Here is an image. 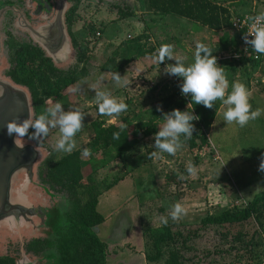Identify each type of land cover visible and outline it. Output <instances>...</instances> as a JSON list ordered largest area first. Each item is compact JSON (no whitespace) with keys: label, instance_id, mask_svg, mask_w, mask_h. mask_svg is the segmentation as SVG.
<instances>
[{"label":"rangeland","instance_id":"rangeland-1","mask_svg":"<svg viewBox=\"0 0 264 264\" xmlns=\"http://www.w3.org/2000/svg\"><path fill=\"white\" fill-rule=\"evenodd\" d=\"M144 2L80 0L71 29L78 43L87 48V60L79 64V67H84L85 76L64 88L58 99H46L37 111H33L31 124L43 115L49 131L47 135H36L34 129L35 137L31 140L44 150V159L54 161L65 155L63 149L57 148L62 134L56 122L62 113L77 110L82 113V129L73 137V151L84 148L93 138V121H100L105 126L116 123L121 127L132 122L151 121L157 129L155 134L144 138L120 158L110 149L84 156L85 160L104 162V166L97 168L92 177L102 180L105 185L110 184L98 198L96 209L104 221L95 228L96 235L107 245V264H154L144 258L150 249L147 233L163 225H169L174 233L179 234L172 246L182 252L183 264H264V237L253 220L222 226L202 225L200 222L206 215H217L231 206H244L255 194L264 190V170H261L264 163V111L257 119L241 127L224 120L223 113L229 107L225 105L217 110L209 129L205 130L207 145L190 149L185 142L186 135L180 134L178 143L182 147L174 156L160 153L156 147V135L162 130L165 116L171 114L175 107L165 109L158 101L165 93L171 94V79L179 85L177 92L183 97L188 95L182 91L183 77L167 71L168 63L180 59L178 52L182 46L188 57L180 61L186 67L190 66L197 43L217 47L222 31L214 33L209 29L202 30L197 24H189L187 19L153 14L145 9ZM258 2L264 4V0ZM120 11H132V15L123 18ZM88 25L93 26V32L88 31ZM97 32L99 35L96 36ZM140 36L142 43L153 49L158 50L163 44L172 45V58L166 56L160 62L156 53L151 55H154L152 60L160 63L154 64L155 61L150 59L148 65H140L133 59L135 64H130L124 56L125 43ZM17 45L19 42L13 40L9 51ZM115 52L117 56L108 62L107 59ZM220 64L232 85L241 82L252 93L249 99L251 110L264 109V54L255 66L245 61L234 63V71H230L224 63H219L217 67ZM73 66L75 59L71 54L60 68L67 71ZM102 66L108 67V70H102ZM116 68L120 71L119 82L114 78ZM157 81L160 84L165 82L167 92L149 91ZM101 92L118 98L127 105V110L118 116L102 115L98 110V102L102 103V100L98 101V93ZM57 102L61 104V112L53 116L51 111ZM53 123H56L55 127ZM23 138L30 139L28 135ZM152 153H157V156L153 157ZM140 154L147 155V161L124 175L126 162ZM189 161L197 169L195 175L186 170ZM83 172L86 178L89 166ZM36 182L35 190L46 206H57L60 213L71 208L70 195L55 194L46 189L47 195L37 177ZM177 202H181L187 211L174 221L171 213ZM164 219H167L166 224ZM37 221L28 222L26 227L21 225L19 233L1 231L0 256L13 257L16 264H25L24 256L28 259L27 264H50L53 251L35 253L26 250L30 239L42 236L36 234L39 229L35 226ZM124 238L127 239L119 246H112V242Z\"/></svg>","mask_w":264,"mask_h":264},{"label":"trees","instance_id":"trees-1","mask_svg":"<svg viewBox=\"0 0 264 264\" xmlns=\"http://www.w3.org/2000/svg\"><path fill=\"white\" fill-rule=\"evenodd\" d=\"M69 1L72 6L67 13V18L69 17L67 23L71 24L80 0ZM144 7L153 14L177 16L214 31L227 27L231 15L226 7H222L213 0H145ZM131 15L132 11H120V16L123 18ZM87 28L89 32L94 31L92 25H88ZM230 30L219 36L217 47L207 46L211 50L212 57L238 46L237 38H234ZM141 38V36L136 37L125 43L124 56L128 62L154 50L145 42L142 43ZM70 39L75 66L68 68L67 71L60 68L64 63L55 65L49 57L37 49H33L31 53L26 51L17 53V65L11 71V76L16 84L23 86L29 92L33 111H37L46 99H58L64 88L85 76V69L79 67V64L86 62L87 48L80 45L75 36H71ZM205 54L201 52V56ZM115 56H117L116 52L107 61H113ZM244 61L254 66L259 64L245 58L220 61V63L226 64L230 71H234V63ZM219 67L221 68L222 64ZM101 69L106 71L108 67L102 66ZM119 72L118 68L114 70V74H120ZM227 80L228 87L224 99H227L233 86L231 79ZM158 103L165 109L174 106L175 110L199 117L191 121L194 126L191 139L185 138L190 149L207 145L205 130L209 129L218 108L224 104L223 100L218 99L213 102L212 108H207L203 104H194L190 93L187 97H183L180 92L164 96ZM190 104L192 108H189ZM91 128L93 138L84 148L76 149L54 161L45 158L38 165L37 177L40 184L55 194L67 193L72 199L71 208L64 213H60L57 208L46 206L47 208L42 212L41 225L36 233L42 236L34 237L27 242L26 250L28 249L29 252L53 251L54 255L50 264H107V245L96 235L95 228L104 221V217L96 209L98 198L110 184L105 185L102 180L92 177L97 168L104 166V162H98L97 159L85 160L84 150L90 149V154L87 155L89 157L98 151L110 149L120 158L144 138L157 132L151 121L132 122L123 127L116 123L105 126L100 121H93ZM34 129L30 127L26 134L33 140ZM114 133H119L118 139L114 138ZM146 161L147 155L143 154L129 160L125 164L124 175L130 174ZM86 166H89L90 172L85 178L83 171ZM247 220H253L264 237V190L255 194L244 206H231L217 215H206L200 222L202 225L222 226L239 224ZM147 234L150 249L144 254L146 261L154 264H183L182 252L178 247L172 246L179 234L174 233L169 225L152 229ZM162 256L165 257L160 261ZM0 264H16V262L13 257L0 256Z\"/></svg>","mask_w":264,"mask_h":264},{"label":"clouds","instance_id":"clouds-1","mask_svg":"<svg viewBox=\"0 0 264 264\" xmlns=\"http://www.w3.org/2000/svg\"><path fill=\"white\" fill-rule=\"evenodd\" d=\"M257 21H264V13H261L255 18ZM250 34L254 35V39L250 42L256 53L264 54V24L257 26L252 25ZM172 45L163 44L158 49V60L163 62L167 56L172 58L171 52ZM195 53V62L190 66L185 67L183 63H178L176 66H169L167 71L174 75L183 77L184 83L182 91L185 95L191 94L194 104H203L207 108L213 107V101L218 99L223 100L225 105L229 107L223 113L224 120L228 124L236 123L243 127L248 124L250 120L257 119L264 109H257L252 111V106L249 103V99L252 93L248 90L245 84L241 82H235L232 86L231 93L225 97V90L228 87V80L226 78L223 68L217 67L216 58L211 56V50L202 43H197ZM205 52L204 56H201V52ZM116 81H120L119 74H114ZM98 110L102 115L118 116L120 113L127 110V105L121 102L118 98L111 96L110 93H98ZM192 108V104L189 105ZM57 112H61V104L56 103L55 108L51 111L53 116ZM82 113L80 111H69L68 113H62L59 120L56 122L60 126V132L62 138L58 141L57 148L63 149L66 153H71L75 147L73 137L82 129ZM199 117L192 116L187 112H181L174 110L171 114L165 116V123L162 130L156 135V147L160 150V153H167L174 156L178 149L182 147L178 141L180 134H185L187 139H191L193 125L191 121L197 120ZM53 123V127L56 126ZM34 127L36 129V135L43 133L48 134V122L46 117L41 115L36 120L35 124H31V121H25L22 125L15 121L7 124L8 135L12 136L13 133L17 137L22 138L27 134L28 128ZM114 138H119V133L113 134ZM90 154V149H85L83 155ZM153 157L157 156V153H152ZM186 170L190 175H195L197 169L191 161L186 165ZM261 170H264V163L261 164ZM184 179L183 176L180 177ZM186 208L181 202H177L172 210L171 217L174 221L179 220L186 214ZM163 223H167V219L163 220Z\"/></svg>","mask_w":264,"mask_h":264},{"label":"water","instance_id":"water-1","mask_svg":"<svg viewBox=\"0 0 264 264\" xmlns=\"http://www.w3.org/2000/svg\"><path fill=\"white\" fill-rule=\"evenodd\" d=\"M66 3L59 0V8L51 21L38 28L27 26L32 38L55 63L68 61L72 53L64 25ZM33 108L26 88L0 79V232L19 233L20 226L38 220L46 205L35 190L37 167L46 153L31 139L8 135L7 124L15 121L22 125L32 121Z\"/></svg>","mask_w":264,"mask_h":264},{"label":"flooded vegetation","instance_id":"flooded-vegetation-1","mask_svg":"<svg viewBox=\"0 0 264 264\" xmlns=\"http://www.w3.org/2000/svg\"><path fill=\"white\" fill-rule=\"evenodd\" d=\"M64 1L66 3V9L63 15L64 25L69 47L73 52L70 38L75 35L71 29L72 22L71 24L67 23V19L69 18H67V13L71 9L72 3L69 0ZM58 8L59 0H0V79H7L13 84H16L11 76V71L17 65V53L19 51L31 53L33 49H37L47 56L46 51L32 38L26 27L29 26L36 29L48 23L56 15ZM15 39L19 42V45L15 46L12 51H9V46L12 47V41ZM9 52L11 55H9ZM44 188V192L47 194V187L44 186ZM48 207L57 208L54 205ZM24 259L25 264H27L28 259L25 256Z\"/></svg>","mask_w":264,"mask_h":264},{"label":"crops","instance_id":"crops-1","mask_svg":"<svg viewBox=\"0 0 264 264\" xmlns=\"http://www.w3.org/2000/svg\"><path fill=\"white\" fill-rule=\"evenodd\" d=\"M213 1H215L216 3L218 2V4H220L222 7H226L228 10H229V12L232 14V15H235V16H240V15H243V14H248V15H254V14H256V15H260L261 13H264V4H260L259 2H258V0H213ZM231 5L234 7H231ZM250 11H253L254 13H250ZM256 12V13H255ZM168 16V15H167ZM177 20H179V19H177ZM187 22L189 23V24H191L192 22H190V21H188L187 20ZM193 24V23H192ZM195 25V24H194ZM199 26V25H198ZM199 27H201V26H199ZM191 28V27H190ZM202 28V30H208V29H206V28H203V27H201ZM193 29V28H192ZM190 30V29H189ZM229 29H227V30H220V31H222V33L223 32H225V31H228ZM211 32H216V31H214V30H210ZM230 31H232L233 32V35H234V38H237V36H236V33H235V31H233V30H230ZM217 33V32H216ZM193 36H195V35H193ZM192 36V37H193ZM238 42V45H239V41H237ZM180 46V45H179ZM205 46H210V45H205ZM180 48V50H179V54H178V56H181V57H179L180 59H178L177 61H171V62H169L168 63V65L169 66H176L178 63H182L180 60H186L187 59V57H188V54H187V51H185V50H183V47L182 46H180L179 47ZM188 50V49H187ZM156 53H158V50L157 49H154L151 53H149V54H146V55H144V56H141V57H138L137 59H135V61L134 60H132V61H130V64L131 63H138V64H140V65H142V64H147L148 65V63L150 62V59L152 60L153 59V57H154V55H153V57L151 56L152 54H156ZM149 57H152V58H149ZM262 58H263V54H262ZM261 58V59H262ZM134 61V62H133ZM137 61V62H136ZM152 61H155V60H152ZM175 62V63H174ZM195 62V56H193L192 57V59H191V62H190V65L191 64H193ZM134 63V64H135ZM157 63H160V62H157ZM156 63V61H155V63L154 64H157ZM159 65V64H158ZM160 66V65H159ZM185 67H186V65H184ZM158 67H156L155 69H157ZM176 80L175 79H171L170 80V82L171 83H169V84H171V85H169V89L172 91L171 93H175V92H177L178 90H180V89H178L179 88V85L178 84H174V82H175ZM159 81H157L156 83H153L152 85H151V87H150V89H149V91L151 92V93H154V92H162V93H165V92H167V89H168V86L167 85H165V82L164 81H162V83L160 84V83H158ZM177 83V82H176ZM174 84V85H173ZM167 87V88H166ZM173 88H176V89H173ZM226 91V90H225ZM167 95H170V93L168 94V93H165L162 97H164V96H167ZM161 97V98H162ZM225 107V104H222V105H220V107H219V109H218V111L220 110V109H222V108H224ZM67 154V153H66ZM102 195V194H101ZM100 197V196H99ZM98 203H99V201H98ZM98 203H97V205H98ZM128 238V237H127ZM127 238H124V239H122V240H119V241H117V242H112L111 244H112V246H115V245H118V244H121V242H124ZM119 246V245H118Z\"/></svg>","mask_w":264,"mask_h":264},{"label":"built area","instance_id":"built-area-1","mask_svg":"<svg viewBox=\"0 0 264 264\" xmlns=\"http://www.w3.org/2000/svg\"><path fill=\"white\" fill-rule=\"evenodd\" d=\"M257 16L259 15H230L229 25L227 27H222L221 30L231 29L235 31L239 45L232 48L230 51L220 52L213 56L216 58L217 65L220 63V61L239 60L241 58L251 59L255 62L261 61L262 54L256 53L253 45L250 43L255 38L254 35L250 34L252 25L256 24L259 26L264 24V21H257L255 19ZM97 35H99V32L96 33V36Z\"/></svg>","mask_w":264,"mask_h":264}]
</instances>
